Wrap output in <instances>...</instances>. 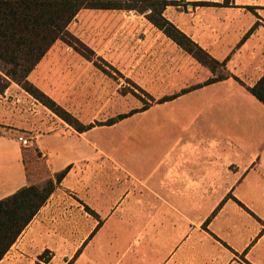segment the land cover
Masks as SVG:
<instances>
[{"label": "crops", "instance_id": "crops-1", "mask_svg": "<svg viewBox=\"0 0 264 264\" xmlns=\"http://www.w3.org/2000/svg\"><path fill=\"white\" fill-rule=\"evenodd\" d=\"M172 1L163 16L224 68L143 13L81 9L90 35L68 30L92 59L57 40L28 80L92 126L0 92V198L28 183L18 135L49 172L32 183L66 169L0 264H264V104L244 86L264 74V0Z\"/></svg>", "mask_w": 264, "mask_h": 264}, {"label": "trees", "instance_id": "trees-1", "mask_svg": "<svg viewBox=\"0 0 264 264\" xmlns=\"http://www.w3.org/2000/svg\"><path fill=\"white\" fill-rule=\"evenodd\" d=\"M172 3V0H0V92L14 82L77 131L92 126L82 124L28 80L29 73L57 40L63 41L87 59H92L91 49L68 30L69 24L81 9H128L143 13L154 26L212 73L218 68H224V62L213 59L163 16L164 8ZM224 76L209 77L204 84ZM234 78L244 85L238 78ZM244 86L264 104V74L252 86ZM171 97H163L160 101ZM125 115H117L97 124H111ZM21 160L28 183L0 198V257L66 172L63 169L56 172L53 178L46 176L42 181L32 183L31 177L34 174L43 172L48 175V169L36 148L21 147Z\"/></svg>", "mask_w": 264, "mask_h": 264}, {"label": "rangeland", "instance_id": "rangeland-1", "mask_svg": "<svg viewBox=\"0 0 264 264\" xmlns=\"http://www.w3.org/2000/svg\"><path fill=\"white\" fill-rule=\"evenodd\" d=\"M86 20H87V17H80L79 20L72 21L70 23V27L69 28L72 31L78 32L80 35L86 34V33L90 35L91 30L93 29L92 26L95 25L96 23L94 24L91 20H89L87 22ZM96 31H98V29ZM93 59H94V61L96 63H98L103 68V70H105L106 73L111 74V68L105 63V61L103 59H100L97 56L94 57ZM219 72L220 71H218L217 74H219ZM122 83H123V85L120 88L121 91H124V90H133L134 92H136L138 94L141 93V91L139 90V88H137L133 83L127 82V81H123ZM23 148H32V147H23ZM42 177H44V173L43 172H41V175H38V176L34 177V181L37 182Z\"/></svg>", "mask_w": 264, "mask_h": 264}, {"label": "built area", "instance_id": "built-area-1", "mask_svg": "<svg viewBox=\"0 0 264 264\" xmlns=\"http://www.w3.org/2000/svg\"><path fill=\"white\" fill-rule=\"evenodd\" d=\"M17 140L20 142L22 147H31L32 145L31 141L22 135H18Z\"/></svg>", "mask_w": 264, "mask_h": 264}]
</instances>
